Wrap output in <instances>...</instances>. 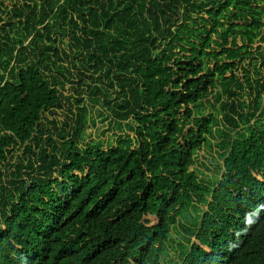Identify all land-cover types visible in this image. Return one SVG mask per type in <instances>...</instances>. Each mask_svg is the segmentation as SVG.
Wrapping results in <instances>:
<instances>
[{"label": "trees", "instance_id": "obj_1", "mask_svg": "<svg viewBox=\"0 0 264 264\" xmlns=\"http://www.w3.org/2000/svg\"><path fill=\"white\" fill-rule=\"evenodd\" d=\"M7 1L0 264H264V0Z\"/></svg>", "mask_w": 264, "mask_h": 264}, {"label": "rangeland", "instance_id": "obj_2", "mask_svg": "<svg viewBox=\"0 0 264 264\" xmlns=\"http://www.w3.org/2000/svg\"><path fill=\"white\" fill-rule=\"evenodd\" d=\"M3 2L5 5H8L7 0H0ZM2 25V24H0ZM263 69V68H262ZM264 73V72H263ZM74 81V85L69 84L68 86L70 87H77V82L78 80L72 79ZM85 81V78L83 79ZM67 93L70 96H73V100L75 101V98H79L78 94L72 90L69 89ZM82 99L85 100V103L88 102V106L91 107V104L88 101V96L87 95H82ZM87 100V101H86ZM203 105L207 108V103L203 102ZM96 109H98L96 106L92 109L91 116L94 118L95 124L90 125L91 128V139L94 140L95 138L98 139L99 141H107L110 139V136L112 135V130L109 127V122L110 118L108 116V113L105 112L104 110L102 112V116L99 117ZM101 109V108H100ZM57 119L63 120V115H56ZM212 158L216 161L217 160V153L215 148H213L211 151L204 149L203 151L199 152L197 155V162L195 163V169L199 174V178L201 179H209L215 174V171L213 170L215 168V162L212 160ZM177 236L172 233V239H176ZM181 241V240H179ZM175 246H172L171 243H168L166 245L167 248V256L162 258V264H175L178 261V251L174 250Z\"/></svg>", "mask_w": 264, "mask_h": 264}]
</instances>
